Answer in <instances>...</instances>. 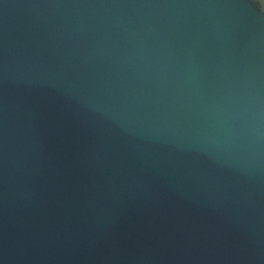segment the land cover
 Instances as JSON below:
<instances>
[{"label": "water", "instance_id": "95a60500", "mask_svg": "<svg viewBox=\"0 0 264 264\" xmlns=\"http://www.w3.org/2000/svg\"><path fill=\"white\" fill-rule=\"evenodd\" d=\"M0 264H264V0H0Z\"/></svg>", "mask_w": 264, "mask_h": 264}]
</instances>
